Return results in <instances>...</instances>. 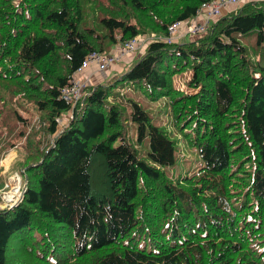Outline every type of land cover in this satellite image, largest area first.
<instances>
[{
    "label": "trees",
    "instance_id": "obj_1",
    "mask_svg": "<svg viewBox=\"0 0 264 264\" xmlns=\"http://www.w3.org/2000/svg\"><path fill=\"white\" fill-rule=\"evenodd\" d=\"M208 1L0 0V161L20 147L9 133L28 127L12 163L23 199L0 208V264H264V0L195 37L150 42L121 74L165 98L202 161L192 174L167 172L176 141L138 101L146 156L128 141L117 79L87 84L75 106L62 98L89 53L165 38ZM184 73L195 92L173 85Z\"/></svg>",
    "mask_w": 264,
    "mask_h": 264
},
{
    "label": "rangeland",
    "instance_id": "obj_2",
    "mask_svg": "<svg viewBox=\"0 0 264 264\" xmlns=\"http://www.w3.org/2000/svg\"><path fill=\"white\" fill-rule=\"evenodd\" d=\"M247 2L246 0H241L237 5L235 6H241ZM208 9H205L201 11V14L198 17H195L187 22L182 23V30L180 37L188 35L191 37H195L198 34L204 33L205 31H197L196 27L194 25L199 24L200 22H203L205 25H210V21L214 18H219L213 17L208 19L207 18V13ZM221 16V15H219ZM201 20V21H200ZM179 37V38H180ZM164 37H159V36H154L153 34H145L143 36H140L139 39L144 40V43L135 50L134 54L128 53L125 56H122L123 60L125 61V64L131 65L133 63V58L135 57L136 59L141 56L145 48L150 42H154L156 40H161ZM190 38V37H189ZM252 39V38H251ZM178 40V39H177ZM176 40V41H177ZM185 40V39H184ZM180 41V40H179ZM125 45V44H124ZM124 45L118 46V52L124 47ZM106 50L108 52H111L114 49V45L110 46L109 42H106ZM116 48V47H115ZM136 55V56H135ZM131 57V60L129 58ZM134 58V59H135ZM119 66V67H118ZM120 68V65H115L112 66L110 69H108L107 72L101 73L99 71L94 72L91 71L90 75L94 79V84L99 83L104 81L105 79H108L109 77L112 78L110 81L116 80V85L115 87H112L114 91H118L121 93V95L124 96V99L126 100L125 104H122L124 107H126L125 115H124V122H125V128H126V133H127V139L129 142L132 144H136L137 148L139 149V152L141 156H146L148 152V144H149V136L148 140H145L143 143H140L137 141L136 137V129L137 126L132 123L130 120V113L132 110H130V102L128 101H138L141 106H144L147 108L149 111L151 117H152V122L153 124L157 126H162L163 129L168 130L172 134V138L176 141V146H177V152H176V164L174 166L168 167L166 170L169 174H171L173 177H180V176H186L189 174H192L197 170L200 165L202 164V161L200 160L197 151L190 147L186 138L184 135L177 129L175 128L174 125L170 123L171 117L168 113V107L165 105L164 100L165 98H160V99H154L151 98V91L147 87L145 83H134V82H123L120 81L119 79L121 78L122 73H116V68ZM84 76L86 73L83 74ZM87 76V75H86ZM191 75L188 73H184L181 75H177L174 78V86L176 89L180 91H185L188 93H193L195 92L192 88L188 86V82L190 81ZM156 95V94H155ZM153 97V96H152ZM157 97V96H155ZM129 103L127 106L126 104ZM12 116L13 118L17 119V114L14 110H12ZM66 118V117H65ZM61 121V119H60ZM62 122V121H61ZM65 122V121H63ZM21 132L28 133V127L27 126H18L13 129V132L9 133L10 138L12 139L13 143H18V152L15 150H11L1 161H0V183H3V186L0 187V208L4 209H11L13 208L17 203L21 202L24 196V189H25V179L24 183L21 182L19 183V180L14 178L15 175H19L22 177L21 173H23V176L25 177V172H24V166L22 167H15V169H12V163L15 159L18 157L24 155V136L22 134H19ZM34 143L36 142L35 139ZM138 143H137V142ZM20 154V155H19ZM29 160L30 159H25ZM27 162V161H24ZM26 166V165H25ZM19 177V176H18ZM9 178V182H8ZM22 180V179H21ZM17 187V190H13L14 187ZM13 262V261H12ZM14 264V262H13ZM27 264V263H25Z\"/></svg>",
    "mask_w": 264,
    "mask_h": 264
},
{
    "label": "built area",
    "instance_id": "obj_3",
    "mask_svg": "<svg viewBox=\"0 0 264 264\" xmlns=\"http://www.w3.org/2000/svg\"><path fill=\"white\" fill-rule=\"evenodd\" d=\"M228 1L231 2L232 5H234V4H238L241 0H228ZM203 6H202V8H203ZM202 8H201L200 12L205 10ZM208 10L209 11L207 13V18L210 19L212 17L219 16L218 14L221 12L222 9L213 8V9H208ZM201 24H204V23H199V24L194 25V27L197 26L196 27V30L198 29L197 31L202 32V31H205L207 29L206 26L201 25ZM181 25H182V22H180V21L173 23L169 27L170 28L168 31L169 34L165 38H163V39L160 38V39L163 41H166V42H175L180 37ZM143 43H144V40H141L138 38L131 40V41L127 42L124 45V47H122L119 54H117V55H103V54L91 52L87 55L85 60L82 62L81 68L78 71L82 72L84 69L88 68L90 65H96L98 67V71L103 72V71L107 70L112 64L119 61L122 56H125L128 53L134 52ZM87 84H88V81L82 82V80H80V79L74 80L71 86L66 87L62 90V98L65 101L72 103L73 106H75L83 98L84 88L86 87ZM16 177L19 180L20 184H21V182L23 183V181L21 180L22 177L20 175H15L14 178H16ZM13 190L16 191L17 187L15 186L13 188Z\"/></svg>",
    "mask_w": 264,
    "mask_h": 264
},
{
    "label": "bare ground",
    "instance_id": "obj_4",
    "mask_svg": "<svg viewBox=\"0 0 264 264\" xmlns=\"http://www.w3.org/2000/svg\"><path fill=\"white\" fill-rule=\"evenodd\" d=\"M205 4V5H204ZM202 6L203 8L202 9H213V8H218V9H223L227 6H230L232 5L231 2H229L228 0H213V1H208V2H205ZM221 12L218 14L220 15ZM201 25H204L206 27H208V25L206 24H201ZM170 29V28H169ZM80 69V68H79ZM78 69V70H79ZM78 70L76 71V73L78 72ZM75 73V74H76ZM112 250V249H111ZM104 253V252H103ZM104 255V254H103Z\"/></svg>",
    "mask_w": 264,
    "mask_h": 264
},
{
    "label": "crops",
    "instance_id": "obj_5",
    "mask_svg": "<svg viewBox=\"0 0 264 264\" xmlns=\"http://www.w3.org/2000/svg\"><path fill=\"white\" fill-rule=\"evenodd\" d=\"M247 2L249 1H255V0H246ZM240 6H232V5H230V6H227V7H225V8H223L224 9V11H223V13L224 14H227L228 12H230V11H233V10H236V9H238ZM223 13L221 12V14L220 15H223ZM201 21V20H200ZM135 58V57H134ZM133 58V62L136 60V58L134 59ZM129 60H131V57L129 58ZM119 67V66H118ZM116 68V70H118L119 68ZM119 70H121V69H119ZM91 71H89L87 74H89ZM117 72V71H116ZM93 78V77H92ZM93 82H94V80H93Z\"/></svg>",
    "mask_w": 264,
    "mask_h": 264
}]
</instances>
